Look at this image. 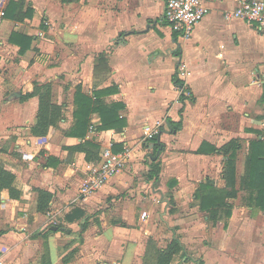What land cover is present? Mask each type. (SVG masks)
Instances as JSON below:
<instances>
[{
	"label": "crops",
	"instance_id": "obj_1",
	"mask_svg": "<svg viewBox=\"0 0 264 264\" xmlns=\"http://www.w3.org/2000/svg\"><path fill=\"white\" fill-rule=\"evenodd\" d=\"M242 1L203 0L208 14L182 38L163 24V0H0V164L20 191L18 199L0 191V264H43L44 242L50 264H143L159 231L150 219L156 205L139 198L143 189L152 197L162 190L157 203L167 191L177 200L169 217L180 228H171L169 241L178 238L184 247L180 264H264V212L245 203V190L237 194L241 206L233 198L230 216L220 212L214 223L194 197L208 179L224 187V144L241 145L239 182L248 142L264 141V35L253 22L225 16ZM181 64L188 71L183 102L174 82H181ZM44 98L59 110L42 133ZM101 115L109 122L104 129ZM167 120L180 126L171 130ZM143 125H160L156 153ZM111 141L113 151L128 150L125 167L82 196L88 169ZM85 148L98 159L86 160ZM153 157L160 172L148 180ZM41 190L50 194L44 211ZM119 192L134 201L117 200ZM51 214L60 226L42 227ZM184 223L192 228L188 242L201 223L210 227L201 258L189 254Z\"/></svg>",
	"mask_w": 264,
	"mask_h": 264
},
{
	"label": "trees",
	"instance_id": "obj_2",
	"mask_svg": "<svg viewBox=\"0 0 264 264\" xmlns=\"http://www.w3.org/2000/svg\"><path fill=\"white\" fill-rule=\"evenodd\" d=\"M65 2L66 0H61ZM13 3L10 1L8 4V9ZM21 8L17 9L14 12V15H11V18H16L15 14L19 13ZM31 15V9L28 7L26 10ZM26 14V13H25ZM6 16L9 17L8 13ZM163 24H167L163 22ZM174 82L177 86H182V82H179L174 77ZM188 91L187 88L182 89L180 94V101H184L186 96L183 95V92ZM262 101L264 102V91L262 94ZM59 107L50 103L49 100L43 99L40 102L38 110V126L41 127V132L44 133L48 124H53L56 115L58 114ZM87 112H89L87 110ZM48 117V118H47ZM78 117V125L82 123L85 124L86 116ZM102 124L100 125L101 129L108 127L107 117L101 115ZM171 130L177 129L180 124L174 123L170 120H167ZM76 131V130H75ZM73 132V134H80L78 132ZM161 135V133H160ZM154 136L151 140L154 142L153 150L156 153L160 148L159 136ZM92 148L95 145H90ZM241 145L238 140H230L224 144L219 151L223 153L224 159V173L223 179L225 180L224 187H217L214 184V181L208 179L199 184L198 188L194 192V197L199 202V208L202 211L208 212V219L213 223L219 218V213L223 212L225 216H230L232 203L230 200L237 197L239 190H245L246 194L244 196V201L246 204L254 206L264 212V141L262 139H255L249 141L246 148V155L244 161V172L242 173L239 182H237L236 177V153L238 148ZM114 151H117L114 149ZM86 160L98 159L94 155L92 149L85 148ZM160 172V164L157 161V158L153 157L149 169L146 172V178L149 180H157L158 174ZM13 175L5 170L0 164V191L6 189L12 199H18L20 191L15 189L12 186ZM50 198V194L46 191H39L38 198V210L44 211L47 207V202ZM150 242V240H149ZM148 242V245H149ZM147 245V246H148ZM176 256L184 258L186 256L184 247L181 245L178 238H172L165 247L157 248L154 261L151 264H171ZM186 258V257H185ZM149 257L145 253L143 264H150ZM43 264H50L48 246L43 243V254L42 261ZM40 262V263H41ZM177 264H180L179 262Z\"/></svg>",
	"mask_w": 264,
	"mask_h": 264
},
{
	"label": "built area",
	"instance_id": "obj_3",
	"mask_svg": "<svg viewBox=\"0 0 264 264\" xmlns=\"http://www.w3.org/2000/svg\"><path fill=\"white\" fill-rule=\"evenodd\" d=\"M163 19L170 28L177 32L182 38H188L194 26L204 18L209 12V7L203 0H163ZM225 16L245 19L255 23L264 35V0H243L234 10L226 12ZM4 20V11L0 9V24ZM42 32L38 35L42 36ZM177 78L182 82L179 91L185 89V82L188 71L184 65H178L176 71ZM187 95L188 91H185ZM144 138L149 140L156 135H160V125L149 127L143 125ZM113 142L101 150L98 162L92 165L80 187V194L87 196L102 187L110 178L116 175L125 165L128 158V150H112ZM147 212L143 211L140 218L144 219Z\"/></svg>",
	"mask_w": 264,
	"mask_h": 264
},
{
	"label": "rangeland",
	"instance_id": "obj_4",
	"mask_svg": "<svg viewBox=\"0 0 264 264\" xmlns=\"http://www.w3.org/2000/svg\"><path fill=\"white\" fill-rule=\"evenodd\" d=\"M164 131H166V129H164ZM144 158H145V156H144ZM238 159H239V162L242 165L243 152H240ZM143 163H145V162L143 161ZM125 165H126V163H125ZM125 165H124V167H125ZM138 173L139 174L140 173H144V171L143 172L139 171ZM210 174H211L210 176H213L214 178L217 177V175H218L217 173H210ZM138 178H140V175L139 176L135 175L136 182L138 181ZM156 188H157V186H156ZM157 193H158V196L157 195H155V196L153 195V197H152L151 196L152 193H150L148 190L145 191L143 189L140 192V196H139V198H141L140 200L144 204L154 203L156 205V207H157L155 212L151 215L150 219H152L151 221H152L153 225L155 223L158 224L157 228L159 229V231H158L156 236H154L152 239H150L149 245L147 246V249H146V254L149 257V259H148L149 262L148 263H150V264L154 261L153 258L155 256L157 248H163V246L169 241V239H170L169 237L171 236L170 230H172L174 228L177 229L178 227L180 228V226L174 225V223L170 222V217H169L170 216L169 214H172V210L174 211V209L175 210L177 209V207H176L177 200H175L174 198L172 199V193L170 191H167V192L163 193L164 200L157 203V202L154 201V198L155 199L161 198L162 197V194H161L162 190H157ZM242 195H243L242 193H239V195H237V197L235 199H233V200L231 199L232 202H233V206L234 207L241 206V203H242L241 202V197H242ZM115 197L119 201H122V200H124L126 198H129L130 200L134 201L133 197H130L128 195V192H124V193L119 192V194L116 195ZM138 209H140V208L138 207ZM144 209L147 210V208H144ZM137 213H139V217H140L141 216L140 215L141 212L137 211ZM181 213L188 214L189 211L181 210ZM53 216H52V214L49 215V216L47 215V220H45V222H43L42 227H46V226L49 227L50 225H53L52 228L55 229L56 225L60 226V224H58V221L61 220L60 217L58 218L57 217L58 215H56V217L54 218ZM202 221L203 220H201V222ZM186 225L187 224L183 225V228H185V232H184V234L182 232L181 235L186 236V241L188 242L189 241L188 238L190 237L189 231L192 228H190V226H186ZM205 225L206 224L203 225L201 223V226L195 228V230L197 229V232H198V236L196 235L195 237L198 240L196 239L195 242H192V241L188 242V243L191 244V249L193 251V253L189 252V254H193L195 258H201L202 257V255H203L202 254L203 253V251H202L203 247H205L210 242V236L208 235V230H210V227H208V225H206V226ZM18 227H20V226H18ZM215 229H216L215 230L216 232H220V228L215 227ZM15 231H21V230H15ZM25 232L26 233H28V232L30 233V231L28 229ZM234 241H236V240L234 239ZM232 244L233 245H237V242H233ZM196 252H197V254H196ZM32 259H34V257ZM181 260H182V257L176 256V258L173 260V262L171 264H175L176 262L178 263ZM98 264H100V263H98ZM186 264H192V263H190V261L188 260L186 262Z\"/></svg>",
	"mask_w": 264,
	"mask_h": 264
}]
</instances>
